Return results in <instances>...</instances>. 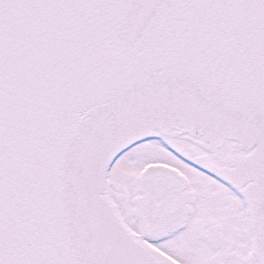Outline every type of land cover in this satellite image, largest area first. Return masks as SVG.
<instances>
[{
    "label": "snow or ice",
    "instance_id": "1",
    "mask_svg": "<svg viewBox=\"0 0 264 264\" xmlns=\"http://www.w3.org/2000/svg\"><path fill=\"white\" fill-rule=\"evenodd\" d=\"M0 264H264V0H0Z\"/></svg>",
    "mask_w": 264,
    "mask_h": 264
}]
</instances>
